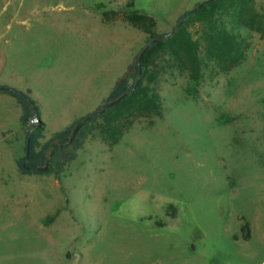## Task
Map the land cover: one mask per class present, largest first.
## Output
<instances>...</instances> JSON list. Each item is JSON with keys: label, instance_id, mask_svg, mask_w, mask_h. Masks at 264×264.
<instances>
[{"label": "rangeland", "instance_id": "obj_1", "mask_svg": "<svg viewBox=\"0 0 264 264\" xmlns=\"http://www.w3.org/2000/svg\"><path fill=\"white\" fill-rule=\"evenodd\" d=\"M129 1L0 0V85L30 90L47 138L101 106L144 47L140 28L101 14ZM133 1L164 34L207 0ZM250 42L199 83L166 67L162 117L115 144L96 131L59 179L20 173L29 124L3 134L0 264H264V37Z\"/></svg>", "mask_w": 264, "mask_h": 264}, {"label": "trees", "instance_id": "obj_2", "mask_svg": "<svg viewBox=\"0 0 264 264\" xmlns=\"http://www.w3.org/2000/svg\"><path fill=\"white\" fill-rule=\"evenodd\" d=\"M134 8L135 3L131 0L124 8L102 11L101 14L105 22L122 17L140 28L147 34L144 47L94 112L75 119L49 138L43 127L28 131L26 144L31 136L28 161L25 164L26 146L25 156L17 161L21 174L54 173L59 179L64 167L76 159L77 151L96 131L100 130L106 141L115 144L139 120L162 117L161 97L155 86L166 67L187 73L192 81L199 83L206 69L229 73L240 66L251 47L252 33L264 37V13L258 10L255 0H207L197 3L193 10L178 18L173 30L182 22L181 27L173 33L164 34L156 32L157 21L153 17ZM195 23L201 27L200 39H195L190 31ZM143 51V57L138 61ZM0 92L17 99L22 109L21 123L29 124L33 113L40 118L39 106L31 99L30 90L24 92L12 85L2 84ZM113 102L116 103L111 105ZM79 125L81 128L74 136V130ZM43 168L46 170H39ZM245 229L248 230V224H245Z\"/></svg>", "mask_w": 264, "mask_h": 264}, {"label": "crops", "instance_id": "obj_3", "mask_svg": "<svg viewBox=\"0 0 264 264\" xmlns=\"http://www.w3.org/2000/svg\"><path fill=\"white\" fill-rule=\"evenodd\" d=\"M0 104L3 105H0V110H2L0 113V139H3V134L9 131H18L21 128L23 124L21 123L22 109L16 98L4 92H0Z\"/></svg>", "mask_w": 264, "mask_h": 264}, {"label": "water", "instance_id": "obj_4", "mask_svg": "<svg viewBox=\"0 0 264 264\" xmlns=\"http://www.w3.org/2000/svg\"><path fill=\"white\" fill-rule=\"evenodd\" d=\"M200 6H202V4L200 5ZM181 25H182V22L178 25V27L175 29V30H173L171 33H173V32H175L179 27H181ZM144 52L145 51H143L141 54H140V56H139V60L138 61H140L141 60V58L143 57V54H144ZM139 83V81L137 82V84ZM116 102H113L111 105H114ZM28 123H29V125L32 127V129L30 130V132H33V130L34 129H36L37 127H41L42 126V121L40 120V119H38V118H34V119H29L28 120ZM81 128V125H79V126H77L76 127V129L74 130V136L77 134V132L79 131V129ZM30 143H31V136H29V138H28V140H27V144H26V162H25V164L27 163V161H28V158H29V155H30ZM53 155H55V152L51 155V157L53 156ZM50 157V158H51ZM49 158V159H50ZM49 162V161H48ZM26 168H27V166L26 165H24ZM39 170H46V168H43V169H39Z\"/></svg>", "mask_w": 264, "mask_h": 264}]
</instances>
